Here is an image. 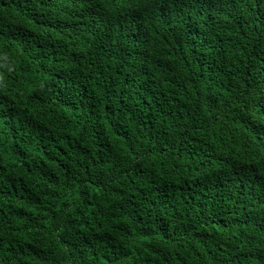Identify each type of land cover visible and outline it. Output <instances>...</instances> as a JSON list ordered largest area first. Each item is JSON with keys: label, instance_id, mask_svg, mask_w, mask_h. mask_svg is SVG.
<instances>
[{"label": "trees", "instance_id": "obj_1", "mask_svg": "<svg viewBox=\"0 0 264 264\" xmlns=\"http://www.w3.org/2000/svg\"><path fill=\"white\" fill-rule=\"evenodd\" d=\"M0 264H264V0H0Z\"/></svg>", "mask_w": 264, "mask_h": 264}]
</instances>
